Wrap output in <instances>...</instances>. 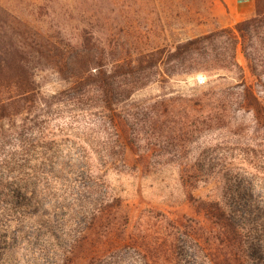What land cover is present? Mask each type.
Returning a JSON list of instances; mask_svg holds the SVG:
<instances>
[{
    "label": "rangeland",
    "instance_id": "rangeland-1",
    "mask_svg": "<svg viewBox=\"0 0 264 264\" xmlns=\"http://www.w3.org/2000/svg\"><path fill=\"white\" fill-rule=\"evenodd\" d=\"M185 1L200 13L163 15L166 40L161 42L174 45L179 38L232 26L247 18L248 2L255 6V0H173ZM106 3L0 0L19 21L44 34L58 35L62 29L63 41L77 39L79 31L92 26L104 36L112 26L122 45L134 47L137 33L124 31L119 13L125 9ZM147 43L145 48L154 44ZM238 61L245 82L264 100V75H252L241 48ZM198 75L205 83L196 82ZM157 76L119 106L126 130H140L134 152L111 151L109 143L121 129L68 97L12 120L0 119V237L5 232L1 220L14 209L18 187L29 190L25 195L34 205L20 207V247L5 252L0 244V264L10 259L19 264H139L138 254L149 264H199L197 254L216 247L214 216L198 208L202 201L224 205L241 222L264 220V122L236 103L238 76L207 71ZM35 78L48 102L68 87L53 68L38 69ZM164 100L166 105L160 103ZM186 130L190 135L182 133ZM143 155L147 163L139 161Z\"/></svg>",
    "mask_w": 264,
    "mask_h": 264
},
{
    "label": "trees",
    "instance_id": "trees-1",
    "mask_svg": "<svg viewBox=\"0 0 264 264\" xmlns=\"http://www.w3.org/2000/svg\"><path fill=\"white\" fill-rule=\"evenodd\" d=\"M98 1L100 6L110 2L116 8L125 9L119 13H123L126 25L124 31L128 34L130 31L137 33L134 47H130L133 43L122 45L112 26L103 32L104 36L95 26L91 30L83 28L77 34V39L66 42L61 38L62 29L58 35L44 34L19 21L0 6L1 120H12L32 107L40 109L43 104H60L68 97L75 104L86 105L96 114H102L110 125L121 129V135L109 143L111 151L124 147L134 152L141 141L140 130L133 133L126 130L128 121L119 106L129 102L137 90L153 83L157 75L172 77L207 71L220 72L225 75L223 77L235 79L238 76L240 82L237 88L240 89L236 103L253 111L255 118L264 122V100L247 85L244 69L238 61V50L241 48L252 75L256 78L264 75V0H255V14L251 17L232 26H217L179 38L173 41L174 45L161 42L162 39L166 40V30L160 21L163 15L169 17L174 12L177 17L199 14L192 1L178 4L173 0H160L161 4L154 0ZM154 13L162 15L161 18H156ZM92 16L99 20L98 14ZM149 20L154 21L150 26ZM141 26H145L144 29ZM148 40L154 44L145 48ZM44 68L55 69L61 79L68 83L65 90L51 96V102L37 91L35 74L38 69ZM160 103L166 105L165 100ZM216 119L222 120L223 115L218 114ZM182 133L190 135V130ZM139 157L142 158L140 162L149 161L147 155ZM28 191L18 187L14 195L16 199H12L14 209H9L8 219L1 220L5 232L0 237V244L5 252L7 248L16 250L20 247V207H34L32 200L25 195ZM198 208L212 212L216 228V247L210 249V253L201 251L197 254L199 264H264V220L255 217L248 223L241 222L218 202L207 205V202L202 201ZM14 222L16 227L12 228ZM259 232L260 236L257 235ZM138 255L142 257L138 259L139 264H149L146 256ZM13 261L10 259L8 264H19L16 259Z\"/></svg>",
    "mask_w": 264,
    "mask_h": 264
},
{
    "label": "crops",
    "instance_id": "crops-1",
    "mask_svg": "<svg viewBox=\"0 0 264 264\" xmlns=\"http://www.w3.org/2000/svg\"><path fill=\"white\" fill-rule=\"evenodd\" d=\"M233 7L234 6L230 5L231 11L234 13L236 10H235V7L234 8ZM254 11H255L254 3L251 2V1L248 2L247 3V8H246V14H247L246 17L247 18L251 17L253 15ZM244 19H246V18H244Z\"/></svg>",
    "mask_w": 264,
    "mask_h": 264
},
{
    "label": "built area",
    "instance_id": "built-area-1",
    "mask_svg": "<svg viewBox=\"0 0 264 264\" xmlns=\"http://www.w3.org/2000/svg\"><path fill=\"white\" fill-rule=\"evenodd\" d=\"M205 81H206V78H205L203 75H198V76L196 77V82H197L198 84H203V83H205Z\"/></svg>",
    "mask_w": 264,
    "mask_h": 264
}]
</instances>
